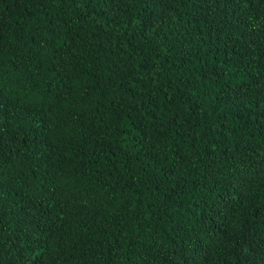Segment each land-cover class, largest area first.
<instances>
[{
    "label": "trees",
    "instance_id": "obj_1",
    "mask_svg": "<svg viewBox=\"0 0 264 264\" xmlns=\"http://www.w3.org/2000/svg\"><path fill=\"white\" fill-rule=\"evenodd\" d=\"M0 264H264V0H0Z\"/></svg>",
    "mask_w": 264,
    "mask_h": 264
}]
</instances>
